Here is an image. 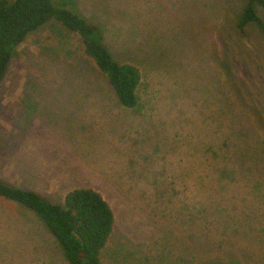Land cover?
Here are the masks:
<instances>
[{"label": "rangeland", "instance_id": "obj_1", "mask_svg": "<svg viewBox=\"0 0 264 264\" xmlns=\"http://www.w3.org/2000/svg\"><path fill=\"white\" fill-rule=\"evenodd\" d=\"M245 4L69 0L115 61L139 67L136 103L123 106L78 36L49 19L0 81V180L26 175L31 151L55 179L66 165L100 192L114 214L101 264H264V32L239 33ZM48 186L39 193L63 204ZM51 235L0 196V264H64Z\"/></svg>", "mask_w": 264, "mask_h": 264}, {"label": "trees", "instance_id": "obj_2", "mask_svg": "<svg viewBox=\"0 0 264 264\" xmlns=\"http://www.w3.org/2000/svg\"><path fill=\"white\" fill-rule=\"evenodd\" d=\"M69 0H0V81L16 48L28 35L49 19L62 24L76 34L84 54L107 78L119 102L126 107L136 103V93L143 79L139 67L113 59L104 44L101 30L77 12L67 7ZM237 22L244 35L245 26L256 22L264 32V23L254 9V3L264 8V0H245ZM0 196L11 199L34 211L56 243L48 249L59 250L64 264H101V258L113 232L114 214L102 194L90 187L74 188L64 195L63 204L44 198L35 190L14 186L0 180ZM51 235V236H52ZM128 240L115 246L121 251ZM51 246V247H50Z\"/></svg>", "mask_w": 264, "mask_h": 264}, {"label": "crops", "instance_id": "obj_3", "mask_svg": "<svg viewBox=\"0 0 264 264\" xmlns=\"http://www.w3.org/2000/svg\"><path fill=\"white\" fill-rule=\"evenodd\" d=\"M245 33H246V30H245ZM61 140L65 141V137L61 138ZM36 149L39 150L38 147H36ZM68 149L71 150L72 153L75 154L74 147L72 145H70ZM80 156H81V154H80ZM81 158L84 159L82 156H81ZM47 160L43 159L42 157H39V155H34L33 153H31V151H29L28 160H27L29 163L24 164L25 166L22 167V170L25 171L26 175H23L22 173H16L15 174V172L13 171L12 175H9V176L10 177L13 176L15 180L11 181L9 183H11L14 186H19L22 188L35 190L38 193L40 191V187H39L40 185H43V186L49 185L48 188L51 190L62 189L65 192H68L74 188L87 187V186H84L83 184H81L80 180L78 178L75 179V178H73V176L71 174H69V172L67 171L66 165H64L65 170H66V174H67V177L64 179L65 181L62 182L63 180L55 179L51 175V173H49L46 170V165H44V163ZM72 160L74 161L73 158H72ZM69 162H71V159H69ZM9 172L10 171H8V174H9ZM74 179H75V182L73 183ZM3 181H5V180H3ZM29 182H33L34 184H31L33 186L27 187L24 184V183H29Z\"/></svg>", "mask_w": 264, "mask_h": 264}]
</instances>
